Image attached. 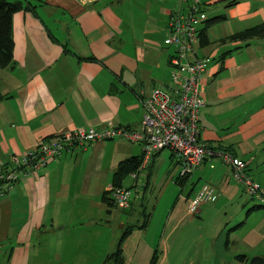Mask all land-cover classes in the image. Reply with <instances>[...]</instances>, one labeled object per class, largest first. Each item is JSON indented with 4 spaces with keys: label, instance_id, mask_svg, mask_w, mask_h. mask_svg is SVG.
<instances>
[{
    "label": "crops",
    "instance_id": "crops-1",
    "mask_svg": "<svg viewBox=\"0 0 264 264\" xmlns=\"http://www.w3.org/2000/svg\"><path fill=\"white\" fill-rule=\"evenodd\" d=\"M26 1L34 8L13 14L12 63L0 68V166L77 128L139 130L140 99L168 84L167 20L178 0ZM200 8L206 18L197 24L196 56L208 63L199 140L213 153L183 183L170 149L155 153L143 176L129 174L131 184L122 186L142 198L158 161L154 184L159 194L171 192L160 211L142 210L119 234L102 195L119 162L141 156L139 143L90 141L29 169L0 197V251L9 253V264H102L128 226L124 264H149L155 251L157 264L264 258V207L246 195L219 154L244 161L264 187V38L231 39L264 22V0H200ZM203 182L216 198L191 214L186 199ZM132 208L133 198L120 209Z\"/></svg>",
    "mask_w": 264,
    "mask_h": 264
},
{
    "label": "built area",
    "instance_id": "built-area-1",
    "mask_svg": "<svg viewBox=\"0 0 264 264\" xmlns=\"http://www.w3.org/2000/svg\"><path fill=\"white\" fill-rule=\"evenodd\" d=\"M200 0H178L167 20L165 43L172 47L169 58L170 81L166 87H154L147 97H142L143 116L139 130L109 125L98 130L92 127L77 128L62 135L43 139L32 151L20 157H11V167L0 166V197L14 183L27 176L29 169H39L58 157L90 141L123 138L139 143L142 147L141 161L131 175L143 171L152 156L160 150L170 149L180 159L179 176H189L202 163L206 155L212 154L200 140L199 111L204 105L205 84L203 82L207 58L196 56L199 43L197 24L205 19ZM141 98V97H140ZM223 162L232 168L233 178L242 185L244 192L260 201L264 206V187L256 183L245 171L244 161L229 152L219 153ZM110 197L115 205L127 209L131 205L133 190L110 185ZM215 189L208 182L186 199L188 211L196 214L199 207L215 200Z\"/></svg>",
    "mask_w": 264,
    "mask_h": 264
},
{
    "label": "trees",
    "instance_id": "trees-1",
    "mask_svg": "<svg viewBox=\"0 0 264 264\" xmlns=\"http://www.w3.org/2000/svg\"><path fill=\"white\" fill-rule=\"evenodd\" d=\"M41 1L43 0H38V2ZM31 4L32 3L26 0H0V68H6L12 63V53L14 47L12 37V16L15 12H18L22 9H33L34 6H32ZM214 20L216 19H213L210 22ZM210 22L208 21V23ZM254 37L264 38V22L236 33L231 37V39H247ZM140 161L141 156L131 157L120 161L116 171L112 175V185L116 187L122 186L124 179L129 174L136 171L140 164ZM188 177V175L178 176L177 181L183 183ZM102 200L107 205V207L115 205L112 201V198L110 197V192H105L102 195ZM146 223L147 220H144L143 223L138 227L143 228L145 227ZM131 228L133 227L128 226L124 228V233L122 237H120L115 250L105 256L102 264H124V256L122 253L121 244ZM237 259H239L241 262H247V264H264V258L259 256L247 258L244 255H238ZM158 260L159 254L157 253V251H155L149 261V264H157Z\"/></svg>",
    "mask_w": 264,
    "mask_h": 264
},
{
    "label": "rangeland",
    "instance_id": "rangeland-1",
    "mask_svg": "<svg viewBox=\"0 0 264 264\" xmlns=\"http://www.w3.org/2000/svg\"><path fill=\"white\" fill-rule=\"evenodd\" d=\"M170 50H173L172 47H169ZM166 79L168 84H172L170 81V73H169V68H167V72L165 73ZM168 154H170L169 149H165ZM159 162H155L154 165L152 166V175L149 180V186L148 188L144 187V196L142 198L138 197V199L134 198V194L132 196L133 198V208L130 212L121 210L117 206H112L111 210L112 213H114L113 216L108 217L111 222V226L113 230L119 234L122 230L123 227L126 225L134 224L136 222V219L138 217V213L143 210H145V213H148L147 209L151 211V209L154 208V212L157 213L160 211L162 206L166 204L167 198L171 192L170 188H167L164 193L159 194V185L154 184V178H155V172L156 168L158 167ZM146 170H143L142 174L140 176H143V173H145ZM142 181V179H141ZM139 181V183L141 182ZM124 185H129L131 184V178L130 176H127L126 179L123 182ZM143 186L139 187V191L142 192ZM247 195V194H246ZM256 202L260 203V201L256 198H254ZM142 202V204H140ZM144 207V208H143ZM143 214V213H142ZM140 214V221L143 220L142 217L143 215ZM124 225V226H123ZM123 226V227H122ZM8 252L0 251V264H9L8 261ZM48 261H51L53 263V259L49 258Z\"/></svg>",
    "mask_w": 264,
    "mask_h": 264
}]
</instances>
